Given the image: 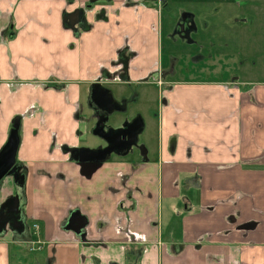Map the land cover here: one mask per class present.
<instances>
[{
  "label": "crops",
  "instance_id": "1",
  "mask_svg": "<svg viewBox=\"0 0 264 264\" xmlns=\"http://www.w3.org/2000/svg\"><path fill=\"white\" fill-rule=\"evenodd\" d=\"M163 4L0 0V153L20 119L0 264H264V82L175 80ZM96 83L148 106L157 88L161 105L146 158L88 176L71 151L104 146L84 144Z\"/></svg>",
  "mask_w": 264,
  "mask_h": 264
},
{
  "label": "rangeland",
  "instance_id": "2",
  "mask_svg": "<svg viewBox=\"0 0 264 264\" xmlns=\"http://www.w3.org/2000/svg\"><path fill=\"white\" fill-rule=\"evenodd\" d=\"M163 2L164 66L171 65L172 71H175V80H221L235 77L236 81L241 82H264V0ZM180 25L189 29V36L181 33ZM119 88L124 87L116 86L113 89ZM113 89L111 93L119 100ZM155 90L149 106L139 99L129 103L118 101L126 104V110L113 113L108 125L114 123L116 126L113 127H117L118 123L131 122L141 116L146 126L139 136L138 145L145 143L146 138H152L157 133V117L161 105L157 88ZM84 144L101 146L104 142L92 130Z\"/></svg>",
  "mask_w": 264,
  "mask_h": 264
},
{
  "label": "water",
  "instance_id": "3",
  "mask_svg": "<svg viewBox=\"0 0 264 264\" xmlns=\"http://www.w3.org/2000/svg\"><path fill=\"white\" fill-rule=\"evenodd\" d=\"M181 32L184 31V25H181ZM185 35L189 36V29H185ZM92 95L95 103L97 114L105 112L111 115L115 112H123L126 110V104L119 103L113 94L102 87L100 84H94ZM145 122L141 116H137L131 122H126L119 128L112 125L109 126L107 118H99L93 133L106 143V146L95 149H74L71 151L74 160L82 165L86 171V175H90L96 168L105 162L112 154H127L132 148L139 147L142 155L146 158V150L144 146H139V135L143 131ZM20 119H16L10 132L9 140L0 153V182L7 176L18 178V166L16 164V156L20 144L19 137ZM3 211L0 212V225ZM247 229L255 227V223L250 222L243 226Z\"/></svg>",
  "mask_w": 264,
  "mask_h": 264
},
{
  "label": "flooded vegetation",
  "instance_id": "4",
  "mask_svg": "<svg viewBox=\"0 0 264 264\" xmlns=\"http://www.w3.org/2000/svg\"><path fill=\"white\" fill-rule=\"evenodd\" d=\"M181 26V25H180ZM184 28L185 29H188L187 27H185L184 26ZM185 29H184V31H185ZM180 31H181V27H180ZM184 31H182L181 33H183V34H185V32ZM94 110V114H97V113H95L96 112V110H95V108L93 109ZM113 114H111V115H107L105 112H100V115L98 114V115H96L95 117L97 118V120H96V123H97V121H98V119L99 118H107V122L110 120V118H111V116H112ZM96 125V124H95ZM122 125V124H121ZM121 125L120 126H117V127H115V128H119V127H121ZM104 146H106V143H104ZM103 146V147H104ZM13 209L14 208H12V207H9V214L7 213V214H3L2 215V220H1V226L2 225H4L6 222H16V216H15V214H14V212H13Z\"/></svg>",
  "mask_w": 264,
  "mask_h": 264
},
{
  "label": "built area",
  "instance_id": "5",
  "mask_svg": "<svg viewBox=\"0 0 264 264\" xmlns=\"http://www.w3.org/2000/svg\"><path fill=\"white\" fill-rule=\"evenodd\" d=\"M33 228L37 230V229H39L40 227H39L38 224H34V225H33Z\"/></svg>",
  "mask_w": 264,
  "mask_h": 264
}]
</instances>
